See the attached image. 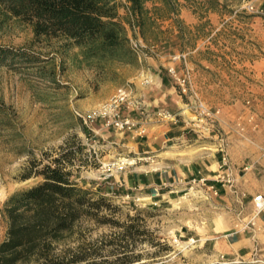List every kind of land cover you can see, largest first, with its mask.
Instances as JSON below:
<instances>
[{
  "label": "rangeland",
  "instance_id": "374dc122",
  "mask_svg": "<svg viewBox=\"0 0 264 264\" xmlns=\"http://www.w3.org/2000/svg\"><path fill=\"white\" fill-rule=\"evenodd\" d=\"M168 1L174 11L155 16L154 25L145 31L146 41L137 28H128L130 44L140 46L135 62H104L101 69L81 64L78 50L60 40L34 38L26 23L0 7V50L28 57L0 59V242L6 232L5 201L40 182L19 179L28 155L39 158L75 137L86 148L79 184L109 196L118 207L112 218L119 222L137 215L135 207L144 210L139 216L162 247L152 255L153 249L136 241V250L146 262L232 263L203 241V228L209 230L214 224L225 228L231 214L224 201L210 192L200 196L205 188L187 180L179 183L175 171L165 187H139L144 172L156 184L154 174L161 162L131 151L130 144L138 142L130 137L139 129V113L143 114L140 96L148 84L141 80L142 74L160 69L184 104L194 130L192 147L206 144L211 158L226 159L229 172L231 155L245 164L264 159V0ZM114 2L118 16L125 18V0ZM153 4L145 7L151 10ZM169 68L175 78L168 74ZM119 91L127 100L117 113L120 120L133 121L129 130L117 129L111 118L106 125L107 120L98 117ZM172 167L178 168L169 159L163 164L166 170ZM218 172L222 170L211 174ZM196 215L197 226L192 222ZM230 224L228 232L237 230L241 222ZM75 230V237L95 240L117 229L81 220ZM190 233L197 236L189 240ZM74 236L66 238L67 247L76 244Z\"/></svg>",
  "mask_w": 264,
  "mask_h": 264
},
{
  "label": "trees",
  "instance_id": "16d2710c",
  "mask_svg": "<svg viewBox=\"0 0 264 264\" xmlns=\"http://www.w3.org/2000/svg\"><path fill=\"white\" fill-rule=\"evenodd\" d=\"M125 2V18L118 16L114 0H0V7L26 23L34 38L60 40L78 50L81 64L101 69L104 62H135L126 27L137 28L146 41L145 31L154 25L155 16L174 11L168 0ZM148 2L154 3L151 10L145 7ZM14 58L28 59L25 53L0 50V59ZM85 149L72 137L39 158L28 155L19 179L39 178L40 182L12 194L3 205L6 232L0 242V264H152L136 250V241L153 249L152 255L162 248L139 216L144 210L135 207L137 215L119 222L112 218L118 207L109 196L79 184ZM81 220L117 230L83 240L74 236ZM71 236L76 244L67 247L66 238ZM102 250L107 255H101Z\"/></svg>",
  "mask_w": 264,
  "mask_h": 264
},
{
  "label": "crops",
  "instance_id": "0c3cea01",
  "mask_svg": "<svg viewBox=\"0 0 264 264\" xmlns=\"http://www.w3.org/2000/svg\"><path fill=\"white\" fill-rule=\"evenodd\" d=\"M126 29L129 37L130 31L128 27ZM160 72V69H153L142 74L141 80L148 79L150 83L143 86L144 91L142 90L140 96L143 114L139 113L142 117L136 121L139 129L130 137V140L136 138L138 143H131L129 147L131 151L139 150V154L153 155L157 161L160 160L161 167L155 170L156 184L150 181L153 176L144 172L139 179L144 184L139 187L146 190L153 186L165 187L174 171L179 183L183 180L204 179L206 185L217 191L218 197L224 201V207L231 215L226 217L228 221L225 228L218 224L210 226L208 232L203 228V241L212 243L217 253L232 263L264 264V210L256 217L252 214L253 197L261 195L264 198V159L245 164L231 155L233 162L230 176L234 192L217 182L216 175L211 173L219 170L221 161L211 158L204 143L197 148L192 147L194 145L191 143L193 138L190 132L194 130L183 108L184 104L175 93L173 85ZM137 85L139 87V83ZM163 113L169 117L160 116ZM101 131L103 128L98 130L100 133ZM168 159L178 168H163ZM191 193L197 196L199 192ZM202 193L208 194L203 189L200 196ZM232 221H240L241 224L237 230L228 232ZM192 222L194 225L198 224L197 215ZM190 236L189 240L197 236V233H190Z\"/></svg>",
  "mask_w": 264,
  "mask_h": 264
},
{
  "label": "built area",
  "instance_id": "2783aa9c",
  "mask_svg": "<svg viewBox=\"0 0 264 264\" xmlns=\"http://www.w3.org/2000/svg\"><path fill=\"white\" fill-rule=\"evenodd\" d=\"M130 45H131L132 50L135 52V54L140 55L139 54L140 46L132 41ZM167 72L171 77L175 78V71L173 68H169ZM144 83L149 84V80L144 79ZM126 100H127V96L125 92L119 91L117 96L112 101H110L109 103H107L101 108L100 112H98V117L106 119L107 120L106 125H108V120L110 118L113 119L112 125L119 130H122V129L129 130L133 128L134 123L132 120H128V119L120 120L119 115L117 113L118 107L124 104ZM160 116L165 117V118L169 117V115L166 113L160 114ZM219 170H222V172H218V174L216 175V181L232 189L233 180L230 176V172L228 171L229 170L228 163L224 157L221 159ZM192 183L193 185H196L197 187L205 188V190L207 192H210L213 196L217 195V191L212 186L206 185V181L204 179L193 180ZM252 203H253L252 214L254 217H256L264 210V198L261 195H256L255 197H253Z\"/></svg>",
  "mask_w": 264,
  "mask_h": 264
}]
</instances>
